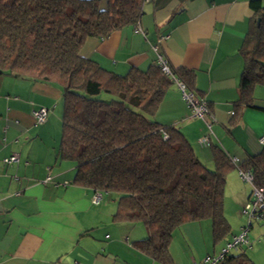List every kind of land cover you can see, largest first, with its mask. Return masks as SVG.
I'll use <instances>...</instances> for the list:
<instances>
[{
  "label": "crops",
  "instance_id": "1",
  "mask_svg": "<svg viewBox=\"0 0 264 264\" xmlns=\"http://www.w3.org/2000/svg\"><path fill=\"white\" fill-rule=\"evenodd\" d=\"M250 1L144 0L135 25L104 38H86L79 54L123 75L131 67L143 70L155 63L157 53L151 45L157 44L170 69L194 71L195 87L214 120L208 130L203 120L193 118L176 82L168 87L152 118L178 126L208 169L213 168L210 144L219 145L239 162L261 149L258 138L264 134V110L243 108L236 123L230 122L242 67L238 48L254 13ZM259 1L264 6V0ZM98 4L104 8L106 3L98 0ZM61 93L52 82L0 74V264H159L133 245L147 235L142 224L112 221L117 196L102 192L93 204L92 189L72 184L74 163L58 155L60 132L59 137L45 139L53 117L47 116L43 126L33 129L40 125L32 124L31 111L46 107L50 112L55 103L61 106V127ZM253 95L254 103L264 109V86H256ZM202 135H208V146L198 144ZM11 152H17L19 159L6 166L2 160ZM246 186L236 168L227 173L228 221L240 215L249 198ZM240 220L229 221L230 233L217 244L209 219L182 224L172 233V264H193L217 253L239 232ZM248 239L251 246L245 252L255 262L264 251V241L249 232Z\"/></svg>",
  "mask_w": 264,
  "mask_h": 264
},
{
  "label": "trees",
  "instance_id": "2",
  "mask_svg": "<svg viewBox=\"0 0 264 264\" xmlns=\"http://www.w3.org/2000/svg\"><path fill=\"white\" fill-rule=\"evenodd\" d=\"M143 2L105 0L100 8L98 0H0V74L60 86L58 155L74 163L72 184L116 193L112 221L142 224L147 235L134 247L159 264H172L169 245L182 224L209 219L215 244L230 233L224 187L231 169L249 171L264 196V146L233 163L209 142L208 169L178 126L152 118L175 80L203 98L194 71L171 69L174 80L155 62L121 75L79 54L86 38L135 25ZM250 7L254 13L238 48L242 67L232 124L243 108L264 110L253 95L264 86V6L251 0ZM247 248L231 250L217 264H256Z\"/></svg>",
  "mask_w": 264,
  "mask_h": 264
},
{
  "label": "built area",
  "instance_id": "3",
  "mask_svg": "<svg viewBox=\"0 0 264 264\" xmlns=\"http://www.w3.org/2000/svg\"><path fill=\"white\" fill-rule=\"evenodd\" d=\"M136 29H138L136 27ZM167 36H161L159 40L166 39ZM152 49L157 53L156 63L160 66V69L163 73L168 75L170 78H173L171 69L169 68L164 57L157 52V44L151 45ZM175 80V79H174ZM180 90L182 98L186 101L191 116L196 119L203 120L206 124V127L209 130L211 121L214 120V116L210 113V110L204 101L203 98L198 97L194 92L186 89L185 85L175 80ZM49 109L46 107H37L31 111L32 117L34 119L35 125H42L46 122L48 116ZM232 113V112H231ZM165 137V135H164ZM4 140V138L2 139ZM197 142L200 146L209 145V137L208 135H202L197 139ZM258 143L261 146H264V134L258 138ZM19 159V154L17 152H11L8 156L3 158V163L6 166H11L15 164ZM232 162L235 163L236 159L231 158ZM238 170V174L240 178L244 182H248L251 185L250 196L251 199L249 202L241 209V212L248 215L250 217H256L258 219L264 218V196H263V188L255 187L252 184V175L249 171ZM102 192L95 190L93 191L91 202L93 204H97L101 199ZM251 228V219H248V223L243 225L239 232L231 237V239L224 242L219 251L213 255H209L201 259L200 261H195L193 264H217L225 255L229 254V252L239 246L250 247L251 243L248 239V232ZM264 238V234L262 235Z\"/></svg>",
  "mask_w": 264,
  "mask_h": 264
},
{
  "label": "rangeland",
  "instance_id": "4",
  "mask_svg": "<svg viewBox=\"0 0 264 264\" xmlns=\"http://www.w3.org/2000/svg\"><path fill=\"white\" fill-rule=\"evenodd\" d=\"M61 89V88H60ZM99 97L102 98V99H108L110 96L108 94H105V93H100L99 94ZM60 104V103H59ZM61 104H62V101H61ZM58 104L55 103V108L53 110H51L48 114V117H53L52 120H51V123H50V127H49V133L47 134V136L45 137L46 140L50 141L52 140V138L55 137H59V127H60V122H59V119H58V116H60V111H61V106L58 107L57 106ZM55 115V117H54ZM33 119V118H32ZM48 119V118H47ZM46 123V122H45ZM44 123V124H45ZM32 124H34V120L32 122ZM44 124L38 126V127H35L32 128L34 130H38L41 126H43ZM245 184L247 185L246 188H248V193H249V198L247 199L246 198V202L243 204V207L249 202V200L251 199V194H250V190H251V185L248 183V182H245ZM109 195L111 196H117L116 193H113V192H110ZM241 207L240 208V215L237 214V215H233L231 218H229L230 220V223H238V221L240 219H242V225H245L248 223V219H251V228L249 230V235H251L252 238H255L256 237V240H257V236H260L261 233L264 232V218H261V219H258L256 217H250L248 218V215L247 214H244L241 212V209L243 208ZM234 226V225H233ZM233 226L231 227V230H233ZM140 227H142L140 225ZM261 240H257V241H264L263 238H260ZM261 250V249H260ZM259 250V251H260ZM249 253H250V250H248ZM259 259H257V261H255L257 264H264V251L259 253Z\"/></svg>",
  "mask_w": 264,
  "mask_h": 264
}]
</instances>
